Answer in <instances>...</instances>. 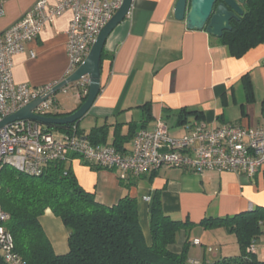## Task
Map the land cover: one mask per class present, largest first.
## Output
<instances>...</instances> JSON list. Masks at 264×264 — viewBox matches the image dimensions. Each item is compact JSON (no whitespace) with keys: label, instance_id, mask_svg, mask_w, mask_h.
Here are the masks:
<instances>
[{"label":"crops","instance_id":"0c3cea01","mask_svg":"<svg viewBox=\"0 0 264 264\" xmlns=\"http://www.w3.org/2000/svg\"><path fill=\"white\" fill-rule=\"evenodd\" d=\"M36 1L0 0L5 9L0 17V34ZM48 1L53 5L59 0ZM177 2L133 0L130 13L110 33L102 54L100 92L89 112L75 125L83 138L92 141L91 131L104 130L105 139L98 143L130 152L135 133L141 128H154L158 121L164 122L174 137L188 134L198 123L210 128L225 123L264 126V42L242 56H234L206 29H189L185 21L177 20ZM72 17L71 10L64 12L13 57L16 83L38 87L59 83L67 76V31ZM68 87L55 94L60 90L69 93ZM78 87L76 95L71 94L72 101L55 95L50 116L68 115L84 102L87 96L82 94L80 84ZM50 132L57 138L68 136L60 129ZM68 165L79 183L105 205H113L127 195L135 198L148 243L150 211L157 193L166 214L196 223L178 234L177 243L170 246L175 252L182 250L190 231L208 229L198 225L204 218L264 206V171L250 177L231 171L196 173L164 165L122 180L119 170L94 166L77 155H72ZM40 219L54 251L67 253L69 233L61 218L47 209ZM259 239H264V234ZM256 254L264 259L263 244ZM217 256L213 252L210 257Z\"/></svg>","mask_w":264,"mask_h":264},{"label":"built area","instance_id":"2783aa9c","mask_svg":"<svg viewBox=\"0 0 264 264\" xmlns=\"http://www.w3.org/2000/svg\"><path fill=\"white\" fill-rule=\"evenodd\" d=\"M122 2L59 0L51 5L48 0H37L9 25L0 34V122L36 99H43L34 110L43 116H49L56 104L58 83L31 87L14 80L13 57L24 50L26 42L38 37L47 24L71 10L73 17L67 31L69 67L66 74L69 76L84 63L101 30ZM4 14L0 3V17ZM79 84L82 94L87 96L90 80L84 78ZM72 155L97 167L117 169L122 180L164 165L196 173L231 171L253 177L264 171V126L225 123L210 128L198 123L188 134L174 137L167 125L158 121L154 128H141L135 133L130 152H121L114 145L94 143L76 131L66 138H57L32 119L15 120L0 127V172L7 165L30 175H40L51 163H68ZM8 219L9 215L0 205V257L7 264H26L6 228ZM252 248L255 250L256 246L253 244Z\"/></svg>","mask_w":264,"mask_h":264},{"label":"trees","instance_id":"16d2710c","mask_svg":"<svg viewBox=\"0 0 264 264\" xmlns=\"http://www.w3.org/2000/svg\"><path fill=\"white\" fill-rule=\"evenodd\" d=\"M242 7L244 13L233 18L232 29L224 31L219 38L237 57L264 42V0H246ZM76 124H43V128L49 132L60 129L70 135L74 131L79 133ZM98 131L89 134L94 143L105 139V131ZM0 205L9 215L6 228L26 264H264L255 251H248L264 234V206L224 217L204 218L198 225L208 229L225 227L234 234L240 254L191 260L189 235L180 252L172 251L170 246L177 243L182 230L188 231L196 223L166 214L159 193L154 196L150 211L151 242L148 243L135 198L127 195L113 205L99 202L95 193L86 190L63 161L49 164L40 175L4 166L0 172ZM47 209L61 218L68 230L69 250L65 254L54 251L41 223ZM0 264L7 263L0 257Z\"/></svg>","mask_w":264,"mask_h":264},{"label":"water","instance_id":"95a60500","mask_svg":"<svg viewBox=\"0 0 264 264\" xmlns=\"http://www.w3.org/2000/svg\"><path fill=\"white\" fill-rule=\"evenodd\" d=\"M178 0L175 8V18L185 21L187 28L204 30L212 36L221 38L224 31L231 30V20L244 13L242 5L246 0ZM133 0H123L121 7L103 27L92 46L84 63L69 76H66L55 86V91L72 85H78L81 80H90L89 90L84 102L72 113L65 116H43L34 110L43 99H36L11 114L0 122V127L20 119H32L41 124L65 125L79 123L93 106L101 89L102 54L106 40L114 28L130 13Z\"/></svg>","mask_w":264,"mask_h":264},{"label":"rangeland","instance_id":"374dc122","mask_svg":"<svg viewBox=\"0 0 264 264\" xmlns=\"http://www.w3.org/2000/svg\"><path fill=\"white\" fill-rule=\"evenodd\" d=\"M69 88V93H63V90L56 92V96L59 98H64L65 101H72L73 97L71 94L78 92V85H72ZM81 158V157H80ZM204 230H207L206 232ZM211 231V232H210ZM190 246H189V257L190 259L196 258L198 260H203L204 258L212 259L211 254L214 252L218 254L219 257H230L237 256L240 254L239 244L237 238L234 234L229 233L225 227H218L212 229L197 228L190 231ZM199 239H194V238ZM198 240L201 242L199 245H195L193 241ZM258 249L262 248L264 245V239H259L257 241ZM253 245V244H252ZM252 245L249 246L248 251H252ZM256 252V250H253Z\"/></svg>","mask_w":264,"mask_h":264}]
</instances>
